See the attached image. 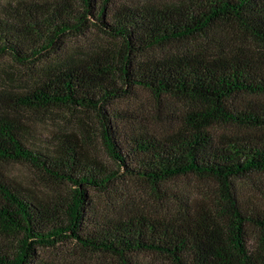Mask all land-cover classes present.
Returning a JSON list of instances; mask_svg holds the SVG:
<instances>
[{
	"label": "trees",
	"instance_id": "16d2710c",
	"mask_svg": "<svg viewBox=\"0 0 264 264\" xmlns=\"http://www.w3.org/2000/svg\"><path fill=\"white\" fill-rule=\"evenodd\" d=\"M113 2L0 6V58L39 69L34 85L15 97L34 109L93 114L117 167L87 152L93 129L85 122L88 138L60 132L42 143L22 120L0 114V264H50L39 259V250L69 240L111 256L115 264H146L143 254L160 256L164 264H264V191L255 184L258 191L244 196L237 185L264 174V0L112 9ZM91 29L113 46L86 56L68 53L67 40ZM225 34L238 38L235 50L216 56L162 53ZM136 89L199 108L166 134L119 124L106 107ZM217 124L246 132L217 136ZM9 163H26L74 189L68 197L43 199L7 173ZM183 176L217 182V200L164 216L142 211L91 217L87 189L107 191L129 178L161 193L162 185Z\"/></svg>",
	"mask_w": 264,
	"mask_h": 264
},
{
	"label": "rangeland",
	"instance_id": "374dc122",
	"mask_svg": "<svg viewBox=\"0 0 264 264\" xmlns=\"http://www.w3.org/2000/svg\"><path fill=\"white\" fill-rule=\"evenodd\" d=\"M22 1L51 2L57 0H0V6L15 5ZM61 1V0H60ZM63 1V0H62ZM182 0H114L112 9L120 6H134L155 8L178 3ZM236 34V33H234ZM216 42L194 44L188 46H171L162 53L168 54L194 51L202 55L216 56L235 50L236 37L219 35ZM114 42L106 35L91 29L87 34L67 40L68 53L75 56H86L113 46ZM161 53V52H159ZM37 68L41 66L36 64ZM39 69L35 66L22 65L12 58H0V114H9L22 120L29 128L34 138L46 143L52 135L57 133L77 132L87 136L83 130V122L90 125L92 140L86 139V150L95 159L116 169L102 139L98 136V124L94 122V115L68 108L34 109L19 102L17 94L28 90L36 81ZM121 86V85H120ZM198 106L187 100H180L169 96L157 97L143 89L131 90L123 97L111 101L106 107L107 112L115 113L119 124L129 122L136 128L149 130L152 133L166 134L177 129L182 118L190 111L198 110ZM217 136L222 134L245 133L246 129L236 126L217 124L213 127ZM85 139V138H84ZM7 173L19 179L27 187H31L40 197L55 200L57 197H68L74 189L70 184H58L26 163H9L4 166ZM259 186L264 191V174L256 175L253 182L240 181L237 183L240 193L253 196ZM218 183L210 179L196 176H183L168 181L161 187V193L148 184L136 179H124L116 183L107 191L96 187L87 189L91 198L90 214L97 215H125L129 212H148L153 215H170L176 207L183 205L196 206L207 201L217 200ZM255 231L252 230V236ZM141 260L146 264H164L160 256L143 254ZM39 259L50 264H115V260L106 254L94 253L82 248L75 241L58 243L55 248H41Z\"/></svg>",
	"mask_w": 264,
	"mask_h": 264
}]
</instances>
